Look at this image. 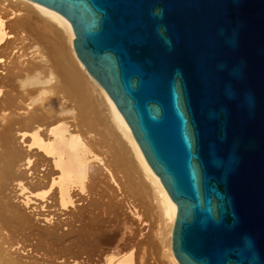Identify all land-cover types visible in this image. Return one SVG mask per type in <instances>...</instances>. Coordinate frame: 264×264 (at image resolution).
<instances>
[{
    "label": "water",
    "instance_id": "1",
    "mask_svg": "<svg viewBox=\"0 0 264 264\" xmlns=\"http://www.w3.org/2000/svg\"><path fill=\"white\" fill-rule=\"evenodd\" d=\"M177 205L180 264H264V0H31Z\"/></svg>",
    "mask_w": 264,
    "mask_h": 264
},
{
    "label": "bare ground",
    "instance_id": "2",
    "mask_svg": "<svg viewBox=\"0 0 264 264\" xmlns=\"http://www.w3.org/2000/svg\"><path fill=\"white\" fill-rule=\"evenodd\" d=\"M74 39L71 23L55 10L31 0L5 6L0 0V168H15L21 193L28 191L48 210L49 222L56 211L58 224L67 226L59 232L62 227L53 225L39 235L57 236L68 249L76 243L88 253L87 264H96L95 256L104 264L159 262V255L148 259L141 250L147 223L140 207L149 210L148 200L159 210L162 231L169 229L167 246L157 232L159 248H166L170 264H180L172 250L177 205L114 101L78 58ZM123 206L141 227L124 222L133 220L122 217ZM75 223L80 225L74 229ZM45 254L37 262L47 264ZM15 262L24 264L20 257Z\"/></svg>",
    "mask_w": 264,
    "mask_h": 264
},
{
    "label": "rangeland",
    "instance_id": "3",
    "mask_svg": "<svg viewBox=\"0 0 264 264\" xmlns=\"http://www.w3.org/2000/svg\"><path fill=\"white\" fill-rule=\"evenodd\" d=\"M1 2L5 6V5H7L8 0H1ZM16 145H19V144L16 142ZM23 149H24V147H23ZM3 168H4V170H2ZM21 168H23V166ZM12 169L13 170H9V173H8L7 167L2 166L0 168V179H1L0 180V252H1L0 259L2 258L0 260V263L1 264H8V263L9 264H11V263L16 264L15 261L20 257V260L24 264H33V261L35 264H37V263L41 264L40 262H37V260L41 261L40 258H43V257L46 258L47 254H45V253L47 252V253H49V256H48L49 261L47 262V264H75V263L87 264V262H85V261L88 260V257H87L88 253L86 254V251H85V253H83L84 252L83 248L77 249L78 246H76V243H74L71 246V248H69V249H71L70 250L71 252H70V251H68L69 250L68 247L64 248L65 246H63V245H65V244L62 243L61 239L57 238V240H55L57 236L54 238H50V237L49 238L48 237L43 238L39 235L40 231H43V230L47 231V230L53 229L55 227L53 225L61 226V224L60 225L58 224V221H57L58 219L56 218L59 216V214H58V212L56 213V211H55L54 212L56 214L55 218H53L52 221L49 222L47 216H45L48 214V210H46V208H41L39 205V201L36 202L37 200H35L33 198V195L31 197L30 194H27L28 191H24L21 193V191H20L21 189H19L20 187H18L19 185L16 182L18 180V175H15V173H17L16 169L15 168H12ZM14 169H15V171H14ZM12 173L14 175H11ZM2 174H5V175H2ZM33 183H35V181H33ZM25 194L27 196L30 195V198L32 200L25 201V200H27L25 197ZM34 203H35V205H34ZM36 203H38V204L36 205ZM147 206H149L148 207L149 210H147V208H145L144 206L140 207L141 208L140 209L141 217L147 223L146 224L147 225L146 226V234L147 235L145 238L146 243H144V246H143L144 248H142L141 250H144L145 254L147 253L146 255H147L148 259H149L148 254H149V256L151 255L150 257H154V256L157 257L159 255L158 256L159 262L156 259L154 261V264H163V263L164 264H170L168 262V260L164 257V254L167 253L166 248H162V249L159 248L162 245L161 239H163V238L160 239V237L163 235L162 233H164L162 231V229H163L162 226H160V224L162 225V222H161L162 220H159L161 217L160 218L157 217V215L158 216L160 215L159 210L155 207V205L152 204L151 200L147 201L146 207ZM151 206H154V207H151ZM123 207L124 208L122 209V213H124V214L122 217L124 218V215H125L128 217V218L125 217V219L133 220V221H131L132 222L131 224L129 221H126V220L124 222H127V224L131 225V227L135 230L137 228L141 227L140 224L137 223V220L135 219V217L132 216V214L128 212V209L125 211L126 206H123ZM152 208H154V210H152ZM155 209H157V210H155ZM125 212H126V214H125ZM45 213H47V214H45ZM105 214H106V212L102 213L101 217L103 219L106 218L107 214L106 215ZM78 224L79 223H75L72 226V228L75 229V226L79 227L80 224L79 225ZM66 228H67V226L62 227L61 230H59V232L63 231L64 229L66 230ZM159 230H161L162 232H160ZM168 230L164 233V236H163L164 239L166 238V241H167L166 246L169 245L168 238L170 237V234L168 233ZM157 232L159 235L161 234L160 237L157 234ZM121 233H122V231H121ZM58 240H60V241H58ZM56 241L58 244H59V242H61L63 245L61 243H60L61 245L60 244L58 245L56 243ZM77 243H80V239H78ZM68 244H70V243L68 242L67 245ZM38 245H40L41 250L39 249L38 252L34 251L32 249V247L38 246ZM78 250H80V252ZM159 250H160V253H159ZM73 251H76V252H74L73 255L77 254L78 258L70 257V256H73V255H71V253H73ZM60 254L62 256H60ZM63 254H65V256H63ZM8 255H9V257H8ZM26 256H29L28 259ZM7 258H8V260H6ZM9 259H11V260H9ZM24 259L27 261H25ZM93 259H94L93 260L94 262L97 261L96 264H104L102 257L95 256ZM150 260L152 261L153 259L150 258ZM5 261H6V263H5Z\"/></svg>",
    "mask_w": 264,
    "mask_h": 264
}]
</instances>
